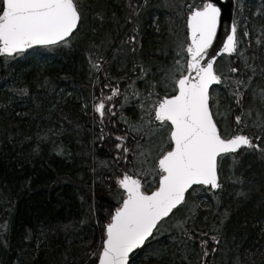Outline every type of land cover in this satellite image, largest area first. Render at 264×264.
<instances>
[{
    "label": "trees",
    "instance_id": "16d2710c",
    "mask_svg": "<svg viewBox=\"0 0 264 264\" xmlns=\"http://www.w3.org/2000/svg\"><path fill=\"white\" fill-rule=\"evenodd\" d=\"M241 1L238 33L245 19L250 33L264 31V0ZM179 2L82 0L85 23L69 50L58 47L32 57L41 50L36 49L0 60V225H6L7 241L0 244V264H95L89 251L100 237L96 221L115 206V177L127 167L113 156L125 125H101L93 96L101 80L136 83L140 65L152 74L172 65L175 37L184 32ZM133 35L135 44L128 42ZM255 50L249 63L259 70L264 52ZM135 86L141 89L139 82ZM252 86L264 87V77H255ZM23 88L26 94L19 91ZM219 99L226 111L223 89ZM244 103L261 106L251 92ZM259 131L244 129L249 135ZM222 180L219 200L208 197L209 204L185 225L193 239L173 229V243L158 240L151 250H140L138 264H201V239L207 241V264H264V157L242 151L235 164L226 163ZM154 249L159 256L152 255Z\"/></svg>",
    "mask_w": 264,
    "mask_h": 264
},
{
    "label": "snow or ice",
    "instance_id": "6c2138e0",
    "mask_svg": "<svg viewBox=\"0 0 264 264\" xmlns=\"http://www.w3.org/2000/svg\"><path fill=\"white\" fill-rule=\"evenodd\" d=\"M177 7L184 32L175 37L172 65L155 74L140 65L143 92L136 88L135 80L125 83L122 92L117 79L114 85H104L109 95L101 90L99 96H93L92 106L101 125L105 119L117 123L114 97L124 102L129 96L138 98L143 112L135 124L125 120L123 134L116 136V161L132 166L115 177L122 190L120 197L104 213L103 221H96L100 237L96 250L89 251L95 264H137V250L150 248L172 221L193 239L185 225L195 212L190 202L196 194L207 191L215 196L214 190L223 187L226 163L235 164L242 151L254 150L264 157V87L253 90L252 86L255 77H264V62L259 70L249 63L256 59L255 49L264 52V31L250 33L245 19L238 33L233 17L214 48L222 22L220 0H180ZM84 23L82 0H0V56L25 55L38 46L71 47ZM128 42L135 44L136 36H130ZM248 49L253 51L246 55ZM218 58L226 61L223 67ZM221 89L229 101L226 111H221ZM19 91L26 94L28 90ZM246 92L260 99V108L245 107ZM248 127L260 131L249 135L244 132ZM5 230L6 225H0V244L6 246ZM211 240L219 243L216 236ZM199 243L201 264H207V241ZM211 251L215 253L216 248ZM154 255L159 256L160 250Z\"/></svg>",
    "mask_w": 264,
    "mask_h": 264
},
{
    "label": "rangeland",
    "instance_id": "374dc122",
    "mask_svg": "<svg viewBox=\"0 0 264 264\" xmlns=\"http://www.w3.org/2000/svg\"><path fill=\"white\" fill-rule=\"evenodd\" d=\"M65 48H67V50H69V47H65ZM41 54V53H40ZM44 54H47V53H44ZM39 55V53H36V54H33L32 55V57L33 56H38ZM20 60H24V58H21ZM35 62H38V60H35ZM99 72V71H98ZM104 73V72H103ZM136 84V83H135ZM144 85V84H143ZM141 91H143L142 89H140ZM98 93H99V91H97ZM98 93H97V95L96 96H99L98 95ZM113 103H114V108H113V111L116 113V116H115V120L117 121V123H120V124H122V126H124L125 124H124V121H122L121 120V111L122 110H130V111H135V113L137 114V115H135V117H141L142 115H143V112L141 111V109H140V107H139V103H140V101H139V99L138 98H135V97H132V96H129V99H128V102H126L124 105H123V108L122 107H120V104L122 103V98H120V97H114L113 98ZM131 105V108H129V109H127L128 108V106H130ZM106 107H107V105H106ZM133 108V109H132ZM92 109H94L93 108V106H92ZM124 115H126V114H124ZM134 116L131 114L130 116H128L125 120H127L128 121V123L129 124H135L136 122H134V121H131V119L133 118ZM120 119V120H119ZM118 120H119V122H118ZM105 121L107 122L108 120L107 119H105ZM141 143H143V141H141ZM131 168V167H130ZM224 188H225V185H224ZM112 191L114 192V193H116V195H117V199H116V202L118 201V199H119V197H120V194H121V189H119L118 187H117V185L116 186H113L112 187ZM202 199H201V198ZM213 199H214V201H216L217 199H218V197H213ZM195 200H197V201H199L198 203H196L197 205H195V212L193 213L194 214V216H196L197 215V210H199L201 207H204V206H206V205H204L203 203L205 202V201H202V200H206V198L205 197H203V194H202V192H198L197 194H196V196H195V198H194V200L193 201H195ZM219 200V199H218ZM203 202V203H202ZM202 203V204H201ZM191 204H194L193 202H190V206H191ZM172 224H174L175 225V222H173ZM166 225V224H165ZM173 229H177V228H173ZM205 238H207L206 236H205ZM173 240V239H172ZM172 240H170V244H172L173 243V241ZM156 249H154L153 251H152V255H154V251H155ZM145 255V254H144ZM137 264H138V262H137Z\"/></svg>",
    "mask_w": 264,
    "mask_h": 264
},
{
    "label": "water",
    "instance_id": "95a60500",
    "mask_svg": "<svg viewBox=\"0 0 264 264\" xmlns=\"http://www.w3.org/2000/svg\"><path fill=\"white\" fill-rule=\"evenodd\" d=\"M220 4L222 5V22L221 27L218 29L217 40L214 41L213 44L214 48L218 46L219 41L224 38L225 31L230 27L235 9L234 0H220ZM1 58H3V56H0V59Z\"/></svg>",
    "mask_w": 264,
    "mask_h": 264
},
{
    "label": "flooded vegetation",
    "instance_id": "af4514ba",
    "mask_svg": "<svg viewBox=\"0 0 264 264\" xmlns=\"http://www.w3.org/2000/svg\"><path fill=\"white\" fill-rule=\"evenodd\" d=\"M239 1H241V0H239ZM239 1L237 0V7H238V3H239ZM242 2V1H241ZM237 17H238V14H237V8H236V14H235V21L237 22ZM99 66V65H98ZM102 72L103 71H100L99 70V72H98V74L99 73H101L102 74ZM102 81V80H101ZM99 82V93H98V95H100V91L101 90H103V93H104V95L105 96H107V95H109L110 93H109V89L107 88V87H104V85L106 84V82ZM138 82H139V85H141V89L144 91V88H145V84H144V82L142 81V80H139V81H136V83L138 84ZM144 84V85H143ZM112 85H114V84H112ZM124 83L122 84V83H120V87H121V91L123 92L124 91ZM136 88H138V89H140V87H136ZM142 91V92H143ZM126 102H124L123 101V99H122V103L120 104V107H122L123 108V105L125 104ZM92 105H93V103H92ZM129 108H131V105L130 106H128V109ZM133 109V108H132ZM123 111H125V110H123ZM128 111V110H127ZM134 111V110H133ZM203 204H209V202H204ZM165 232H164V234H169V233H171V232H173V224H170V225H168L166 228H165V230H164ZM202 236V238H205V237H203V235H201ZM206 239V238H205ZM207 258L208 257H206L205 258V260H206V262H207Z\"/></svg>",
    "mask_w": 264,
    "mask_h": 264
}]
</instances>
